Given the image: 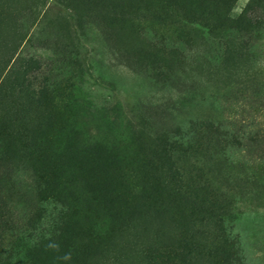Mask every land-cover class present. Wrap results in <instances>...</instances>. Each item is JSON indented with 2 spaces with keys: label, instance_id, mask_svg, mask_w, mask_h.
I'll return each mask as SVG.
<instances>
[{
  "label": "rangeland",
  "instance_id": "1",
  "mask_svg": "<svg viewBox=\"0 0 264 264\" xmlns=\"http://www.w3.org/2000/svg\"><path fill=\"white\" fill-rule=\"evenodd\" d=\"M250 12L264 10H250V0H0V137L3 150L14 144L13 156L21 152L29 165L19 172L27 178L21 187L14 168L0 163L7 214L0 248L5 232L16 238L45 208L41 187L56 184L71 209L62 234L76 232L74 242L89 247L85 264H264V180L243 167L249 146L223 142L227 119L264 123V93H252L264 90V30L250 38ZM99 105L110 120L177 141L170 156L194 192L178 211L183 219L173 212L163 220L147 207L143 164L135 155L127 163L126 134L97 152L122 159L116 168L102 163L107 177L97 182L105 196L118 190L114 220L101 216L104 201L84 182L65 183L78 158L60 138L77 127L102 140L91 116ZM208 117L225 131L216 147L205 130L194 144L179 142L182 127ZM122 193L136 201L129 213Z\"/></svg>",
  "mask_w": 264,
  "mask_h": 264
},
{
  "label": "trees",
  "instance_id": "2",
  "mask_svg": "<svg viewBox=\"0 0 264 264\" xmlns=\"http://www.w3.org/2000/svg\"><path fill=\"white\" fill-rule=\"evenodd\" d=\"M202 6V3H197L195 10H200ZM253 7H260L264 10V0H250V10ZM111 15L115 16L116 14L113 12ZM242 18L234 19L231 22L237 24ZM263 30L264 12L257 17L254 15L251 17L250 12V38L257 32H263ZM261 92L264 93V90H253L252 93L259 94ZM260 103V107L263 106L261 110H264V103ZM102 108L103 105H99L98 108L93 109L96 112H91L93 118L100 120V127L104 131L101 134L102 140L96 138L85 139L82 131L77 127L70 129L67 127L66 129L69 130L66 131L65 129L66 132L60 138L66 150L70 145L73 154L78 158L76 166H73L65 183L71 186L72 184L75 185L78 180L81 183L84 182L85 189L89 194H92L94 201H104L100 202L105 206L101 216L106 217L108 220H114L120 202L118 190L111 189L110 193L105 196V193L98 189L97 182H101L107 177L106 172L109 168H104L103 164L109 165L110 168H116L118 166L117 162L122 159L119 156L117 158L113 151V154L108 152L105 157L100 153L101 151L106 153V143H116L118 138H122L126 134L131 137V145L133 146L127 153L130 155L127 163H133L132 157L135 155V164H137L136 162L141 163L143 164L142 169H145V171L144 169L141 170L139 174L142 175V180H144L140 187L148 195L147 199L144 198L147 207L151 209L154 207L156 217L163 218V220L172 221L173 212L183 219V214L178 211L179 209L183 211L188 209V205L191 203L189 193L194 195V192H187V189H185L186 184L182 181V175L175 169V162L170 156V145L172 142L177 141L173 139L165 142L157 136L136 132L133 130L134 125L129 120L123 121L119 116L116 117L119 120H110L107 117V111L101 110ZM87 112L88 110H84L85 114ZM225 124L227 130L231 131H228V134L226 133L228 138L223 142L231 143L230 148L234 150L241 146H249L248 157L250 158H245L247 161L243 163V167L250 168L252 178L264 180V123L261 119L257 121L254 117H250V123L243 118L239 121L227 119ZM181 129L179 142L184 145L194 144L195 142L192 141L197 140V136L203 130L207 131V138L213 140L212 147H216V142L220 139L223 140L225 135V131L220 130V123L218 124L215 119L210 117L192 120ZM215 138H217L216 142ZM6 139L0 137V163L6 162L8 169L14 168L17 174L22 169L27 170L22 166L24 164L27 168L29 167L21 159L24 154L22 153V156L20 155L21 152H17L14 155L15 157L13 156L14 144H12V149L3 150L2 142ZM98 149H101L100 153H97ZM234 150H232V153L235 155L237 152H234ZM22 174L16 175L18 177V184L16 185H21V187L22 185L25 186L27 181V178ZM9 177L11 178L12 175L9 174ZM28 178L31 180L28 185L31 186L33 181L31 177ZM5 184L4 180L0 179V189ZM38 194L45 208L41 206L36 215L29 216L25 226L16 238L12 239L13 235L5 232L7 245L5 248H0V264H85L88 257H90V255H87L89 247L78 246L74 242V238L77 236L76 232H72L71 235L62 234V229L71 215L70 205L62 196L63 192L57 188L56 184L54 188L45 184ZM4 197L0 193V225L4 224L3 221L7 215L2 206ZM121 198L124 200V207L129 213L130 207L128 206L136 201L131 199L128 194L124 195L122 193ZM96 212V214L94 212L95 217L98 216V211ZM161 212L164 213L160 214Z\"/></svg>",
  "mask_w": 264,
  "mask_h": 264
}]
</instances>
